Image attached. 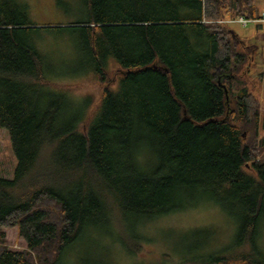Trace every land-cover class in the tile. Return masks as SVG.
Here are the masks:
<instances>
[{"label":"trees","instance_id":"obj_1","mask_svg":"<svg viewBox=\"0 0 264 264\" xmlns=\"http://www.w3.org/2000/svg\"><path fill=\"white\" fill-rule=\"evenodd\" d=\"M55 2L80 17L38 23L26 0H0V126L18 161L13 179L0 178V229L16 227L27 244L12 251L0 235V264H60L89 226H139L203 200L238 220V236L179 264H264V118L247 88L232 95L256 46L238 50L229 27L259 21L256 0ZM44 32L68 34L81 68L108 83L85 120L62 119L68 95L47 78ZM122 235L141 252L140 231Z\"/></svg>","mask_w":264,"mask_h":264},{"label":"rangeland","instance_id":"obj_2","mask_svg":"<svg viewBox=\"0 0 264 264\" xmlns=\"http://www.w3.org/2000/svg\"><path fill=\"white\" fill-rule=\"evenodd\" d=\"M26 1L30 4L31 16L38 23H68L80 17L62 12L55 0ZM256 5L264 11V0H256ZM229 27L240 39L238 50L246 45L256 46L248 68L239 73L240 82L234 84L232 95L235 97L241 88H247L259 102L262 120L264 94L259 78L264 73V22L249 21L247 26L232 22ZM68 37V34L44 32L38 39V49L46 57L48 80L68 95L64 97L62 119L67 121L74 115L85 120L98 111L103 86L108 83L101 84L88 68H81ZM116 73H120V69L110 61L107 76ZM108 86L118 88L116 76ZM259 138H264L261 128ZM261 155L264 159V149ZM17 163L10 133L0 126V178L13 179ZM118 227L110 224L87 227L63 255L60 264H179L192 255L209 256L230 249L239 232L238 220L213 200H203L194 207L145 221L139 226L125 221ZM139 231L146 239L143 248L139 253H129L121 243L122 232L130 236ZM0 235H4L2 242L10 250L27 249L16 227L2 228ZM256 246L264 257V213Z\"/></svg>","mask_w":264,"mask_h":264},{"label":"built area","instance_id":"obj_3","mask_svg":"<svg viewBox=\"0 0 264 264\" xmlns=\"http://www.w3.org/2000/svg\"><path fill=\"white\" fill-rule=\"evenodd\" d=\"M261 21L264 22V12L262 14V17H261ZM230 23L232 22H237V23H240L242 24L243 26H247L248 23H249V20L245 19L244 17H239L237 20H233V21H229ZM256 22V21H255Z\"/></svg>","mask_w":264,"mask_h":264},{"label":"water","instance_id":"obj_4","mask_svg":"<svg viewBox=\"0 0 264 264\" xmlns=\"http://www.w3.org/2000/svg\"><path fill=\"white\" fill-rule=\"evenodd\" d=\"M233 34V36H234V33H232ZM222 85V88L225 90V92H226V94H227V96H228V90H227V88H226V86L224 85V84H221Z\"/></svg>","mask_w":264,"mask_h":264},{"label":"flooded vegetation","instance_id":"obj_5","mask_svg":"<svg viewBox=\"0 0 264 264\" xmlns=\"http://www.w3.org/2000/svg\"><path fill=\"white\" fill-rule=\"evenodd\" d=\"M225 73L220 74L219 78L220 80L224 79Z\"/></svg>","mask_w":264,"mask_h":264}]
</instances>
